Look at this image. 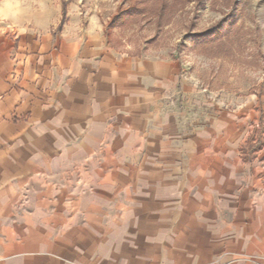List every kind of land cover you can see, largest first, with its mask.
Segmentation results:
<instances>
[{
    "label": "crops",
    "instance_id": "0c3cea01",
    "mask_svg": "<svg viewBox=\"0 0 264 264\" xmlns=\"http://www.w3.org/2000/svg\"><path fill=\"white\" fill-rule=\"evenodd\" d=\"M83 7L0 0V264H264V88L188 130L178 62Z\"/></svg>",
    "mask_w": 264,
    "mask_h": 264
},
{
    "label": "rangeland",
    "instance_id": "374dc122",
    "mask_svg": "<svg viewBox=\"0 0 264 264\" xmlns=\"http://www.w3.org/2000/svg\"><path fill=\"white\" fill-rule=\"evenodd\" d=\"M63 1L67 9L74 1L97 13L109 25V40L118 51L178 62L193 91L179 87L165 100L188 130L197 127L194 119L211 112L214 104L230 109L231 95L241 97L264 88V0H62V7ZM136 3L143 11L125 12ZM114 17L118 21L111 23ZM227 17L222 31L208 34ZM255 130L263 135L264 125ZM255 144L251 149L259 150L261 143ZM84 167L88 164L76 162L58 174L44 170L38 177L60 188L76 178L80 181Z\"/></svg>",
    "mask_w": 264,
    "mask_h": 264
},
{
    "label": "trees",
    "instance_id": "16d2710c",
    "mask_svg": "<svg viewBox=\"0 0 264 264\" xmlns=\"http://www.w3.org/2000/svg\"><path fill=\"white\" fill-rule=\"evenodd\" d=\"M141 11H143V7L141 6L140 3H136L134 6H131L130 8L125 10V12H129L131 14L132 13L139 14ZM67 12H68V10H67V2L63 1V17H62L61 23L59 24V27H61V28L64 25V22L66 20ZM228 20H229V18L227 17V18H224L223 20L217 22L214 26H212V28H209L210 30H209L208 34L214 35L218 31H222L224 29L226 23L228 22ZM116 21H118V18L114 17L113 20L111 21V23H114Z\"/></svg>",
    "mask_w": 264,
    "mask_h": 264
}]
</instances>
